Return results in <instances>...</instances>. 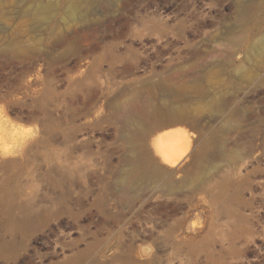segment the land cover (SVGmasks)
Wrapping results in <instances>:
<instances>
[{
    "label": "rangeland",
    "instance_id": "374dc122",
    "mask_svg": "<svg viewBox=\"0 0 264 264\" xmlns=\"http://www.w3.org/2000/svg\"><path fill=\"white\" fill-rule=\"evenodd\" d=\"M0 264H264V0H0Z\"/></svg>",
    "mask_w": 264,
    "mask_h": 264
},
{
    "label": "bare ground",
    "instance_id": "6f19581e",
    "mask_svg": "<svg viewBox=\"0 0 264 264\" xmlns=\"http://www.w3.org/2000/svg\"><path fill=\"white\" fill-rule=\"evenodd\" d=\"M125 115L138 123L142 135L148 136L152 133L157 134L156 138L151 143V147L155 155L161 159V163L168 165H175L178 163L180 156H183L181 154L183 151L182 149L190 144L189 138L184 132L170 130L176 127L180 122L162 123L159 121V113L153 108L149 100L135 101L126 109ZM162 173V169L151 163L147 165V167L135 168L130 173V178L131 182H134L138 179L146 178L149 175L158 177L161 176Z\"/></svg>",
    "mask_w": 264,
    "mask_h": 264
}]
</instances>
